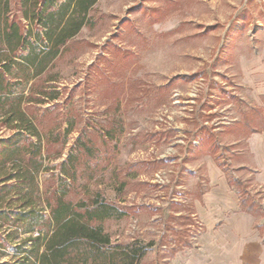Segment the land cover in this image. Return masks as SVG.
<instances>
[{
  "label": "rangeland",
  "instance_id": "374dc122",
  "mask_svg": "<svg viewBox=\"0 0 264 264\" xmlns=\"http://www.w3.org/2000/svg\"><path fill=\"white\" fill-rule=\"evenodd\" d=\"M262 52L264 0H98L41 75L6 76L0 152L13 137L19 149L0 159V191L38 170L41 193H100L127 213L106 223L112 237L154 244L142 264H163L201 231L192 206L208 166L225 165L264 206L232 163L264 127V108L239 85Z\"/></svg>",
  "mask_w": 264,
  "mask_h": 264
},
{
  "label": "trees",
  "instance_id": "16d2710c",
  "mask_svg": "<svg viewBox=\"0 0 264 264\" xmlns=\"http://www.w3.org/2000/svg\"><path fill=\"white\" fill-rule=\"evenodd\" d=\"M97 2L0 0V90L5 87L6 76L16 69L25 74L35 70L37 76L41 75L80 33ZM18 143L15 137L2 142V166L12 163ZM218 166L227 175L225 165ZM37 172L32 171L27 184L21 181L20 171L3 182L0 264H142L154 244L115 240L106 227L108 221L127 217L124 210L100 193H89L77 202L68 199L67 188L41 193ZM13 180L15 184H9ZM227 180L239 191L242 211L255 217L264 215L263 204L250 198L244 182ZM11 192L15 193L14 199L6 201L4 196Z\"/></svg>",
  "mask_w": 264,
  "mask_h": 264
},
{
  "label": "crops",
  "instance_id": "0c3cea01",
  "mask_svg": "<svg viewBox=\"0 0 264 264\" xmlns=\"http://www.w3.org/2000/svg\"><path fill=\"white\" fill-rule=\"evenodd\" d=\"M243 69L239 85L251 104L264 108V52ZM232 163L242 179L264 193V127L247 137ZM208 169L209 189L192 206L201 231L163 264H264V215L242 211L225 173L217 165Z\"/></svg>",
  "mask_w": 264,
  "mask_h": 264
}]
</instances>
